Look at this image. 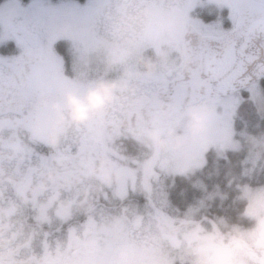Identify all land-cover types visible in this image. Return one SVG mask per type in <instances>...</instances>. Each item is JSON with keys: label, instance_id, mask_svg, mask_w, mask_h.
Wrapping results in <instances>:
<instances>
[{"label": "rangeland", "instance_id": "1", "mask_svg": "<svg viewBox=\"0 0 264 264\" xmlns=\"http://www.w3.org/2000/svg\"><path fill=\"white\" fill-rule=\"evenodd\" d=\"M149 6L157 13L153 25L144 31L117 38L107 15L114 7V0H3L0 3V72L12 73L9 64L15 61L14 50L21 43L13 31L35 25L46 52L40 73L42 88L57 86L59 80L69 77V88L82 95L96 78H118L125 68H131L134 90L118 91L106 105L121 108L135 99L142 102L151 99L167 82L172 89L176 88L173 82L181 73L183 48L191 28L202 36V42L207 38L221 42V38H230L243 25V14L264 13V0H150ZM63 20L70 21V26L65 28L60 23ZM161 20L167 23L163 24ZM59 40L67 41L65 52L56 46ZM139 55L155 61L153 71L145 72L138 60ZM192 83V88L200 87V91L190 99L184 97L169 115V128L176 126L177 131L184 130L188 108L199 102H210L213 113L208 130L190 137L180 147H173L172 151L179 148L182 153L171 159L160 177L153 171L151 188L138 181L137 190L127 196L119 184L122 190L119 197L112 198L111 203L106 202L100 218L97 216L95 221L90 220L89 225L83 222L64 247L62 239L56 245L52 243L63 252L57 258L58 264H264V257L256 248L257 239L264 234V185L238 184L241 190L239 197L248 202L246 214L255 220L254 225L248 228L222 227L225 225L223 219H219V226L208 224L212 217L205 214L207 208L217 197H227L218 186L208 192L205 183L197 181L196 185L202 188L203 194L186 210L177 209L170 200L171 179L177 174L190 175L201 169L208 150L212 148L220 156L229 149L244 148V177L257 176L264 165V134H254L248 128L236 125L237 108L246 94L241 90L225 96L212 95L208 81L195 78ZM16 87L20 89V86ZM247 93L253 99L257 112L264 116L262 82L252 83ZM29 96L27 109L37 110V113L27 126L28 137L38 139L47 135L52 112L37 102L36 97ZM11 120L16 122L19 117ZM2 154L11 153L0 149ZM126 161L133 169L142 168L140 158ZM1 166L5 165L0 156ZM121 173L119 179L123 182L128 173L125 167ZM5 194L10 198V204L3 207L0 201V208L5 212V215H0L4 218L0 228L5 224L9 235L18 238L17 246L23 243L19 234L24 232V208L20 203L13 205L11 200L17 202V198L8 186H0V199ZM124 199L130 201L129 206L118 204ZM68 211L67 204L58 208L59 215ZM31 214L40 215L37 209H32ZM53 225L60 228L56 223L51 225L42 221L43 237ZM56 230L63 231L53 230L55 238L58 237ZM7 251L3 253L7 254ZM1 257L0 254L3 262ZM25 258L26 252H23L10 259Z\"/></svg>", "mask_w": 264, "mask_h": 264}, {"label": "flooded vegetation", "instance_id": "2", "mask_svg": "<svg viewBox=\"0 0 264 264\" xmlns=\"http://www.w3.org/2000/svg\"><path fill=\"white\" fill-rule=\"evenodd\" d=\"M17 31L20 33L17 34ZM13 33L21 43L15 47V61L9 64L12 73L0 72V149L11 153L0 155L5 165L0 167V186H8L12 190L17 198V202L11 200L13 205L22 204L24 232L19 234L23 243L16 246L18 238L10 236L5 224L2 225L0 254L3 262L0 261V264L13 261L15 264H58L57 258L63 252L52 243L56 245L62 239L64 247L77 234L83 222L89 225L90 220L95 221L97 216L100 218L106 202L111 203L112 198L119 197L122 191L119 184L127 196L137 190L138 181L145 182L146 187L151 188L153 171L160 177L171 159L182 153L179 148L172 151L173 147H158L148 132L158 129L161 134H167L169 115L184 97L190 99L200 91V87L192 88L195 78L207 81L201 77L205 50L217 49L224 44L212 45L194 36L190 44L184 45L181 73L173 82L176 88L172 89L167 82L160 93L147 101L135 99L121 108L105 107L80 124L66 121L59 140L52 143L49 139L50 129L46 130V136L38 139L28 137L27 126L37 113V110L27 109L31 99L29 95L36 97L37 102L42 96H50L61 102L71 79L67 75L68 78L59 80V85L42 88L40 73L46 52L36 26L28 25ZM16 86H20V89ZM15 116L19 117L16 122L11 120ZM166 149H169L168 153ZM136 158L141 159L142 168L133 169L126 164L127 159ZM102 159L111 169V175L107 178L103 176ZM124 167L128 173L122 182L119 178ZM49 172L54 173L51 178ZM0 201L3 207L10 204L6 194L2 195ZM121 203V206L130 205V201L125 199L118 202ZM61 204H67L69 208L65 215L58 213ZM32 209H37L40 215H32ZM2 213L5 215L0 208V215ZM2 220L4 218L0 216V222ZM42 221L51 225L52 222L56 223L60 228L50 226L48 234L43 237ZM55 229L64 232L56 230L58 237L55 238ZM256 248L264 257V234L257 239ZM6 249L7 254H4ZM23 252H26L24 260L10 259Z\"/></svg>", "mask_w": 264, "mask_h": 264}, {"label": "clouds", "instance_id": "3", "mask_svg": "<svg viewBox=\"0 0 264 264\" xmlns=\"http://www.w3.org/2000/svg\"><path fill=\"white\" fill-rule=\"evenodd\" d=\"M150 0H114V7L107 15L112 22L115 36H130L132 33L144 31L150 28L156 20L157 13L149 6ZM166 24L167 21H160ZM65 28L70 26V21L60 22ZM138 60L143 64L145 72L150 73L155 68V61L148 56L139 55ZM134 72L131 68H125L123 74L118 78H105L103 76L95 79L81 95L72 88L64 90V102L50 96H42L39 103L49 107L52 112L49 139L52 143L59 140L66 121L80 124L87 121L96 113L102 111L109 104L118 91L125 89L134 90L135 85L131 80ZM213 106L210 102H199L188 108V120L184 130L177 131L176 126L167 130V134H161L158 129H150L148 135L160 148L180 147L190 137L206 132L210 126ZM103 176L111 175V169L105 160H101ZM54 175L49 172V178Z\"/></svg>", "mask_w": 264, "mask_h": 264}, {"label": "trees", "instance_id": "4", "mask_svg": "<svg viewBox=\"0 0 264 264\" xmlns=\"http://www.w3.org/2000/svg\"><path fill=\"white\" fill-rule=\"evenodd\" d=\"M2 1L0 0V3ZM66 43V40H59L56 46L61 52H65ZM260 81L264 87V79ZM242 91L246 94V98L237 108V127H246L254 134H264V116L257 112L253 99L248 96L247 88ZM245 158L244 148L229 149L223 156L218 155L213 148L208 150L206 162L201 169L190 175L177 174L171 179L169 197L172 204L179 210H186L202 196V188L196 185L197 181H202L207 186L208 192L218 186L227 194L224 199L217 197L213 200L207 208L208 211L204 212L212 217L208 219L210 226H219V219H223L225 225L222 227H252L255 220L246 214L248 202L247 199L239 197L241 190L238 184L247 182L250 185H264V165L257 176L244 177Z\"/></svg>", "mask_w": 264, "mask_h": 264}, {"label": "water", "instance_id": "5", "mask_svg": "<svg viewBox=\"0 0 264 264\" xmlns=\"http://www.w3.org/2000/svg\"><path fill=\"white\" fill-rule=\"evenodd\" d=\"M246 17L224 48L207 49L203 54L202 76L209 79L212 94L225 96L264 79V14ZM194 36L189 34L187 44Z\"/></svg>", "mask_w": 264, "mask_h": 264}]
</instances>
